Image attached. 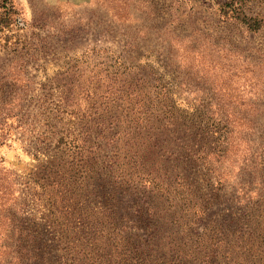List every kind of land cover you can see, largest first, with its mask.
Returning <instances> with one entry per match:
<instances>
[{
    "label": "rangeland",
    "instance_id": "374dc122",
    "mask_svg": "<svg viewBox=\"0 0 264 264\" xmlns=\"http://www.w3.org/2000/svg\"><path fill=\"white\" fill-rule=\"evenodd\" d=\"M0 264H264V0H0Z\"/></svg>",
    "mask_w": 264,
    "mask_h": 264
}]
</instances>
